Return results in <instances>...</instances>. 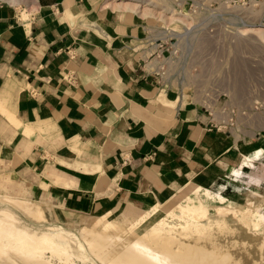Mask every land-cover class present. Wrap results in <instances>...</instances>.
Instances as JSON below:
<instances>
[{"label": "crops", "instance_id": "0c3cea01", "mask_svg": "<svg viewBox=\"0 0 264 264\" xmlns=\"http://www.w3.org/2000/svg\"><path fill=\"white\" fill-rule=\"evenodd\" d=\"M131 9L0 0V108L34 131L26 137L0 110V192H22L57 219L130 220L213 186L260 149L235 183L264 199V130H216L203 108L157 87L143 68L145 19Z\"/></svg>", "mask_w": 264, "mask_h": 264}, {"label": "bare ground", "instance_id": "6f19581e", "mask_svg": "<svg viewBox=\"0 0 264 264\" xmlns=\"http://www.w3.org/2000/svg\"><path fill=\"white\" fill-rule=\"evenodd\" d=\"M4 1L13 5L24 2ZM134 5L133 10L142 7ZM176 16L171 13L166 18L184 22ZM20 17L26 20V12ZM239 34L263 37L264 33L248 28ZM0 110L26 137L32 136L33 127L24 126L2 107ZM262 156L260 149L241 156L228 177L213 186H192L191 194L166 212L162 210L169 203H153L133 220H126V226L114 216L99 215L85 218L75 229L22 192H0V264H264V201L259 209L248 197L243 204L232 200L243 194L235 183L243 169H253ZM240 226L252 236H245Z\"/></svg>", "mask_w": 264, "mask_h": 264}, {"label": "rangeland", "instance_id": "374dc122", "mask_svg": "<svg viewBox=\"0 0 264 264\" xmlns=\"http://www.w3.org/2000/svg\"><path fill=\"white\" fill-rule=\"evenodd\" d=\"M112 1L130 2L131 8L135 7V3L142 5L137 10L132 9L133 12L145 19L146 30H159L169 35L166 47L171 44V34H180L188 28L190 36L182 43L181 50L184 52L189 48L192 51L195 72L183 78L181 88L184 91L177 93L184 103L198 102L202 105L204 102L203 106L209 105L206 108L210 112L219 111L218 109L224 107L237 120V126L232 130L236 135L251 136L264 130V34L263 37L258 34H239L242 29L248 28L262 29L264 33V0ZM150 1L163 6L152 7ZM23 3H27V0ZM148 8L154 9L155 12H150ZM192 8L197 10L195 16L191 13ZM171 13L183 18L184 22L177 23L166 18ZM201 21L205 22L206 26L195 28L188 25L189 22L196 24ZM184 191L172 200L162 213L191 194L192 186ZM245 194L243 192L242 195H234L232 200L243 204L248 197L253 200L255 207L261 208L264 199H257L251 193ZM133 216L130 215V220H133ZM84 218L74 216L72 221L60 220L66 221L76 229L81 223L76 221ZM120 220L118 219L123 226L129 223ZM231 224L234 228L238 227L234 222ZM239 230L249 238L252 236L244 227L240 226Z\"/></svg>", "mask_w": 264, "mask_h": 264}, {"label": "built area", "instance_id": "2783aa9c", "mask_svg": "<svg viewBox=\"0 0 264 264\" xmlns=\"http://www.w3.org/2000/svg\"><path fill=\"white\" fill-rule=\"evenodd\" d=\"M196 8L191 9L192 15L195 16ZM189 27H201L206 26L205 22L193 24L188 23ZM146 36L142 39L141 50L145 56L143 61L144 72L148 77L153 79L154 84L166 91L174 93L178 100L182 101V98L177 94L183 92L181 88L186 76L195 72V67L192 60V51L188 48L184 52L181 50V45L186 42L190 36L188 28L185 32L180 34H171L169 41L171 44L166 47L167 35L163 31H157L153 29H145ZM176 92H175V91ZM182 96V94H181ZM196 103V104H195ZM193 104L203 108L210 117V123L216 130H223L232 132L234 126H237V120L233 114L226 111L224 107L218 109L219 111L208 110L209 105H205L204 102L201 105L198 102ZM198 103V104H197Z\"/></svg>", "mask_w": 264, "mask_h": 264}]
</instances>
